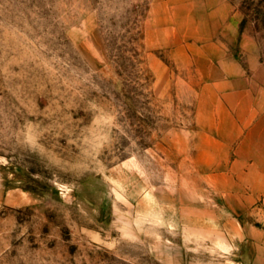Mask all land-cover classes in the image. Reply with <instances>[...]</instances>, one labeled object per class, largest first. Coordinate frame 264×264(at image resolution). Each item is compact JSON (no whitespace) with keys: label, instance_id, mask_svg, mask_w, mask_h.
<instances>
[{"label":"rangeland","instance_id":"obj_1","mask_svg":"<svg viewBox=\"0 0 264 264\" xmlns=\"http://www.w3.org/2000/svg\"><path fill=\"white\" fill-rule=\"evenodd\" d=\"M225 1L0 0V264H251L261 202L195 117L264 68V0Z\"/></svg>","mask_w":264,"mask_h":264},{"label":"crops","instance_id":"obj_2","mask_svg":"<svg viewBox=\"0 0 264 264\" xmlns=\"http://www.w3.org/2000/svg\"><path fill=\"white\" fill-rule=\"evenodd\" d=\"M223 10L226 1L219 0ZM225 23L226 17L218 18L216 23ZM215 35V32L211 35ZM224 52L223 45H216ZM222 74L226 77L214 83L216 92L210 100V122L203 121L206 116L205 104L198 100L195 117L200 133L216 132L219 142L224 148V158L230 151L233 156L229 165L234 172L226 179L235 183L234 196L238 205L244 210L256 200L261 202L264 211V92L252 91V79L256 73H264V68L258 60H252L249 65L250 75L245 68L229 59L219 62ZM263 76V75H262ZM220 85H226L223 93H219ZM230 194V193H229ZM248 236L254 240V254L251 264H264V226L250 227Z\"/></svg>","mask_w":264,"mask_h":264}]
</instances>
